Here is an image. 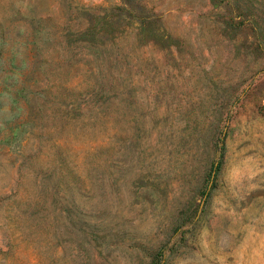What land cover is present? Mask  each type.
<instances>
[{"label":"rangeland","instance_id":"obj_1","mask_svg":"<svg viewBox=\"0 0 264 264\" xmlns=\"http://www.w3.org/2000/svg\"><path fill=\"white\" fill-rule=\"evenodd\" d=\"M0 264H264V0H0Z\"/></svg>","mask_w":264,"mask_h":264},{"label":"trees","instance_id":"obj_2","mask_svg":"<svg viewBox=\"0 0 264 264\" xmlns=\"http://www.w3.org/2000/svg\"><path fill=\"white\" fill-rule=\"evenodd\" d=\"M214 172V171H213Z\"/></svg>","mask_w":264,"mask_h":264},{"label":"water","instance_id":"obj_3","mask_svg":"<svg viewBox=\"0 0 264 264\" xmlns=\"http://www.w3.org/2000/svg\"><path fill=\"white\" fill-rule=\"evenodd\" d=\"M213 175V174H212Z\"/></svg>","mask_w":264,"mask_h":264}]
</instances>
